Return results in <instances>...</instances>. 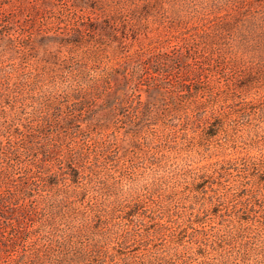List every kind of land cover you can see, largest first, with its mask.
Returning a JSON list of instances; mask_svg holds the SVG:
<instances>
[{"label":"rangeland","instance_id":"1","mask_svg":"<svg viewBox=\"0 0 264 264\" xmlns=\"http://www.w3.org/2000/svg\"><path fill=\"white\" fill-rule=\"evenodd\" d=\"M103 1L0 0V65L42 69L46 63L41 59L50 53L51 71L45 76L41 90L59 92L67 79L63 70L70 66L93 65L99 72L110 73L116 64L124 63L126 54L138 50L142 55L134 61H145L151 45L170 37L171 31H164L151 22L145 24L146 35L140 33L137 37L129 28L124 30L117 25L114 37L97 33L96 41L101 48L97 62L85 57L94 46L88 43L92 39L84 32V44L72 46L70 52L69 46L58 48L53 41L56 33L79 39L74 29H83L89 21L105 19L108 2ZM126 8L127 5H117L123 22L128 20ZM261 8L264 9V0H255L246 16ZM140 22L145 23L143 18ZM22 41L27 46L18 49L16 44ZM163 46L177 60V67L167 77L179 81L186 52L180 44L168 49L167 43ZM57 58L58 64L54 63ZM246 59L248 62L240 60L232 65L215 66V72H208L207 81L200 83L197 90L189 81L185 82L192 88L191 92H182L180 105L170 114L160 109L167 93L145 91L147 86L141 85V99L154 104L161 114L156 117L152 111L140 116L138 121L128 112L129 96L133 95L121 80L119 72L123 65H120L118 73L110 75L108 91L93 103L85 117L92 130L64 139L63 152L71 143L79 150L89 151L91 160L90 164L78 167L80 174L76 180L80 192L71 194L77 200L74 223L79 225L94 216V223L88 226L100 223V233L93 236L99 238L105 252L116 245V236L127 234L123 248L114 247L117 251L111 264H122V254H118L121 250L134 261L144 260L146 264H167L168 260L173 261L169 264H264V226L261 224L264 207L256 204L247 212L239 200L245 198L246 206L251 208V195L264 199V74H247L251 66L264 70V44L249 48ZM235 84L241 87L236 89ZM6 101L3 104H12L15 110L22 107L9 96ZM111 104L119 109L112 108ZM214 116L219 120L217 126L206 130ZM108 140L110 158L106 159L99 150ZM241 161L245 164L237 171L213 180L205 179L203 183L197 180V175L210 174L218 164L239 165ZM253 161L258 164L254 165ZM30 162L31 157L23 156L19 163L21 169L16 170L20 174L16 176L23 177V168ZM46 163L52 170L56 169L58 156ZM70 172L64 167L59 175L61 188H71ZM244 184L248 188L245 197L240 191ZM45 189L37 188L36 196L52 194L53 187ZM136 201L139 204L135 205ZM41 207L40 203L31 217L20 218L17 230L25 232L33 228L34 231L25 237H12V246L0 250V264H9L13 258H17L16 264H29L27 256L42 241L38 226L45 215ZM159 222L168 225L161 226ZM106 223L108 229L104 227ZM106 234L112 239L110 244L104 240ZM90 235L82 233L78 244H92ZM94 260L109 264L108 258L94 257Z\"/></svg>","mask_w":264,"mask_h":264},{"label":"trees","instance_id":"2","mask_svg":"<svg viewBox=\"0 0 264 264\" xmlns=\"http://www.w3.org/2000/svg\"><path fill=\"white\" fill-rule=\"evenodd\" d=\"M136 1H140V3L137 4ZM254 1L104 0L103 2H108V8H105L108 11L105 17L107 20L89 21L83 26V29H74L76 30H73L74 34L79 39L56 33L53 41L58 45V48L69 46L68 52H70L72 46L84 44L86 42L82 41L84 32V35L86 34L92 39L88 43L94 46L93 51L85 57L89 61L97 62L101 49L96 41L97 33L114 37L117 25H121L124 30L129 28L134 33V37H137L140 33L146 35L148 28L146 25L151 22L161 26L164 31H171V35L148 48L149 54L144 58L146 62L134 61L136 57L142 55L138 54V50H135L133 53L126 54L124 63L116 64L110 73L99 72L93 65H85L86 67L66 65L69 68L63 72L67 75V79L59 92L57 89L41 90L45 76L51 71L50 62H53V56L50 53L41 59L46 63L43 64L44 68L42 69L24 70L17 66L8 68L1 64L0 188L6 186V189H0V250L12 246V237H25L34 231L31 228L21 232L17 230V226L23 218L31 217L33 211H36L41 203V209L45 215L38 226L42 230V241L34 246L27 256L29 264H100L99 261L94 260V257L103 258V260L108 258L109 264H111L112 257L117 251L114 247L120 245L123 248L127 241V234L120 238L116 236L114 238L116 245L112 246L111 251L108 249L105 252L102 245L99 244V238L95 239L93 236L100 233L98 231L101 227L100 223L96 225L98 227L88 226L94 223V216H90L86 221H81L79 225L74 223L73 216L76 214L75 203L77 200L71 197V194L80 192L76 180L80 174L78 167L90 164L91 160L89 151L79 150L71 143L63 152L64 139L73 138L77 134L83 135L85 131L92 130V127L86 124L85 117L92 109L93 103L108 91L110 75L114 72L118 73L120 65H123V69L119 72L121 80L125 87L129 86L133 95L129 96L128 112L132 119L135 117L138 121L140 116L147 115L152 111H155L154 116L157 117L161 114L160 109L169 114L171 111L177 110L182 92L190 93L192 88L199 89L200 83L206 79V74L215 72L213 71L215 66L232 65L240 60L248 62L246 53L249 48L255 47L257 43L264 44V9L252 10L250 15L246 16V11ZM117 5H127L125 11L128 13V20L126 22L121 20V12L117 10ZM183 12L187 14H183ZM142 18L145 21L143 24L140 22ZM164 43L168 44L167 49L171 45L180 44L186 52L185 59L182 61L185 68L179 81L167 77L171 74L169 71L177 67V60L172 56V53L170 54V49H164ZM17 46L18 49L25 48L27 43L18 42ZM57 60L59 58L54 63H57ZM261 73L264 74V70L260 66L257 69L251 66L247 72L248 75ZM187 81L190 82L192 88L185 83ZM141 85L147 86L145 91L153 89L160 93H167V98H162L164 101L159 110L154 104L141 99L139 92ZM238 87L241 86L235 84V88L238 89ZM23 90H26V94H23ZM2 95L4 97L1 98ZM8 96L15 102L21 103L20 110L13 109L12 104H7V106L3 104L7 103ZM250 102L245 101L246 104ZM111 107L119 109L114 104H111ZM154 108L156 109L153 110ZM216 117H213V122H216V125L211 122L205 127L206 130L211 126H217L219 120ZM83 123L85 124L83 125ZM110 147L111 142L108 140L99 150V153L106 159L110 158ZM23 156L31 157V162L24 166L23 177H20L21 175L16 176L18 173L20 174L16 170L21 169L19 163ZM55 156H58V166L52 170L46 162ZM243 164H245L243 161L239 165L229 162L218 164L210 174L197 175V180L199 183H203L205 179L213 180L223 177L224 174L237 171ZM253 164L257 165L258 162L253 161ZM64 167L71 171L68 176L70 189L61 188L58 185V178ZM44 187H53L52 194L38 193L40 195L36 196V189L46 190ZM247 190L246 184L240 188L244 197ZM238 196L240 198V194ZM251 197L253 198L249 204L251 208L246 206L245 198L239 199L243 209L246 208L247 212L251 211L256 204L264 207V199L258 198L256 194ZM137 204L139 201L135 202V205ZM20 218L22 219L20 220ZM159 224L161 226L168 225L165 222H159ZM261 224L264 226L263 218ZM104 227L108 229L107 223ZM181 229L185 231L182 226ZM85 232L91 234L89 240L92 244H78L81 242L82 233ZM100 237H102L101 234ZM104 240L109 244L112 241L109 234L105 235ZM118 254H122L120 256L122 264H146L144 260L134 261L122 250ZM17 261V258H13L9 264H16ZM170 262L173 261L168 260L166 263Z\"/></svg>","mask_w":264,"mask_h":264}]
</instances>
